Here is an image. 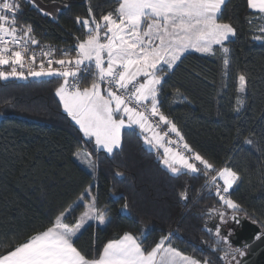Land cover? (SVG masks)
Wrapping results in <instances>:
<instances>
[{
    "label": "trees",
    "instance_id": "16d2710c",
    "mask_svg": "<svg viewBox=\"0 0 264 264\" xmlns=\"http://www.w3.org/2000/svg\"><path fill=\"white\" fill-rule=\"evenodd\" d=\"M40 1L62 6L58 18L20 0L18 24H30L40 44H52L60 53L67 50L70 57L76 55V38L86 36L76 18H88L89 7L99 18L118 6L117 0ZM222 12L223 21L237 31L226 42L227 70L219 53L188 55L166 77L161 110L195 152L216 169L230 167L238 173L230 198L241 205L242 217L264 231V38L253 39L264 37L258 31L264 15L254 13L247 0H228ZM241 74L247 88L237 112ZM60 84L57 77L0 81V255L45 230L91 187L110 223L92 224L84 231L78 246L86 253L94 254V249L124 233L138 237L150 250L171 233L173 247L207 264H228L237 256L227 242L233 253L225 258L228 249L220 229L232 213L212 190L203 188L207 176L173 175L162 163V151L148 149L138 129L123 130L121 148L113 155L95 150L63 111L55 95ZM246 139L254 143L248 145ZM81 151L96 163L94 172L77 162L76 153ZM213 209L226 213L224 224ZM83 210L77 209L75 215Z\"/></svg>",
    "mask_w": 264,
    "mask_h": 264
},
{
    "label": "snow or ice",
    "instance_id": "6c2138e0",
    "mask_svg": "<svg viewBox=\"0 0 264 264\" xmlns=\"http://www.w3.org/2000/svg\"><path fill=\"white\" fill-rule=\"evenodd\" d=\"M26 2L35 6L34 0ZM227 3L228 0H117L114 11L99 18L89 7L88 18H76L86 30L83 40L76 38V55L70 57L68 51H63V58H49L45 67L43 60L37 66L36 54L29 47L39 44L32 26L18 24L20 0H0V66L8 67L0 70V80L59 78L61 84L55 95L86 142L94 143L95 150L113 155L121 148L122 131L138 129L146 145L163 150L162 163L173 175L211 173L209 184L236 220L235 213L240 212L241 205L228 194L240 179L238 173L230 167L216 169L184 142L177 125L161 110L159 99L166 77L192 53L213 57L219 53L227 70L230 50L226 42L237 35L233 25L223 21L222 9ZM247 6L264 15V0H247ZM258 31L264 33V28ZM41 55L53 57L54 50L48 48ZM53 64L61 67L54 69ZM17 66L27 68V74L18 71ZM238 81L241 95L236 100L237 112L243 107L247 88L244 75H239ZM162 126H167L166 130L161 131ZM169 133L178 139H172ZM245 143L252 145L254 141L246 139ZM76 157L87 169L95 171L97 165L90 154L82 156L77 152ZM91 193L89 187L76 202L60 211L45 230L0 255V264H207L173 247L171 233L161 237L150 250L143 247L138 237L124 233L102 249H94V254L84 252L78 245L84 231L92 226L90 222L110 223L108 213L97 206ZM181 198L187 199V195L182 193ZM79 208L84 210L76 216ZM127 209L125 203L123 210ZM212 212L226 222L225 212ZM216 236L220 237L218 229ZM234 251L244 255L240 249ZM228 255L225 251V258Z\"/></svg>",
    "mask_w": 264,
    "mask_h": 264
},
{
    "label": "water",
    "instance_id": "95a60500",
    "mask_svg": "<svg viewBox=\"0 0 264 264\" xmlns=\"http://www.w3.org/2000/svg\"><path fill=\"white\" fill-rule=\"evenodd\" d=\"M233 215L228 220L231 224L230 228L234 230L229 237V243L236 249H247L239 264H264V231L259 225L240 214L236 213V220H233L231 218ZM225 228V226L221 227V234L223 230L226 231Z\"/></svg>",
    "mask_w": 264,
    "mask_h": 264
},
{
    "label": "built area",
    "instance_id": "2783aa9c",
    "mask_svg": "<svg viewBox=\"0 0 264 264\" xmlns=\"http://www.w3.org/2000/svg\"><path fill=\"white\" fill-rule=\"evenodd\" d=\"M30 47V50L31 51H34L35 52V54H36V63H37V66H38V64L40 63V61L41 60H43L44 62H45V67H47L48 65H47V59H49V58H53V59H59V58H63L62 57V52L63 51H67V50H63L61 53H60V51L58 50V48L56 47V46H54V45H52V44H37V45H30L29 46ZM48 48H51V49H53L54 50V56L53 57H44V56H42L41 55V53H42V51H45V50H47ZM69 52V51H68ZM26 56L28 55V54H25ZM28 63V61L26 60V64ZM52 67L54 68V69H59L61 66L60 65H57V64H53L52 65ZM0 70H8V67L7 66H0ZM17 70L18 71H25V73L27 74V68H25V69H20L19 68V66H17ZM50 78H53V77H50ZM32 79H35V80H39V79H49V78H33V77H31V76H29L27 79H18V78H14V77H12V78H9V80H16V81H26V80H32ZM0 81H4V80H0ZM166 128H167V126H162L161 127V131H164V130H166ZM169 136L172 138V139H178L177 137H175V135L173 134V133H169ZM172 147H179L178 145H172ZM180 150L181 151H183V149L182 148H180ZM202 173V172H201ZM207 182H206V184L204 185V189L205 188H209V189H211L212 190V192H213V194L215 195V190H214V188L212 187V185H210L209 184V178H210V175L209 176H207ZM217 183H220L221 184V186H222V181H220V180H218L217 181ZM232 190V189H231ZM231 190H230V192H231ZM230 192H229V197H230ZM216 196V195H215ZM217 197V196H216ZM218 198V197H217ZM219 199V198H218Z\"/></svg>",
    "mask_w": 264,
    "mask_h": 264
},
{
    "label": "crops",
    "instance_id": "0c3cea01",
    "mask_svg": "<svg viewBox=\"0 0 264 264\" xmlns=\"http://www.w3.org/2000/svg\"><path fill=\"white\" fill-rule=\"evenodd\" d=\"M34 4H35V7H37L41 12H43V13L44 12L51 13V15H49V16H51L54 20H56L58 18L59 12L63 9V7L60 6V5H58V4L46 5V4L42 3L40 0H34ZM146 147L148 149H150V150H153V151H162V153H163V150L162 149L157 150L156 148H153L150 145H146ZM90 223L92 224L94 222H90ZM106 225H107V223L105 225H100V226L101 227H104Z\"/></svg>",
    "mask_w": 264,
    "mask_h": 264
},
{
    "label": "rangeland",
    "instance_id": "374dc122",
    "mask_svg": "<svg viewBox=\"0 0 264 264\" xmlns=\"http://www.w3.org/2000/svg\"><path fill=\"white\" fill-rule=\"evenodd\" d=\"M262 28H264V26L262 27ZM245 94V93H244ZM243 94V95H244ZM64 111V110H63ZM65 114L68 116V114L65 112ZM70 119H71V117L70 116H68ZM72 120V119H71ZM73 121V120H72ZM74 122V121H73ZM75 123V122H74ZM78 126V125H77ZM78 128H79V126H78ZM124 130H126V129H124ZM123 132V131H122ZM174 134V133H173ZM175 135V134H174ZM101 151H103V150H101ZM81 154H82V156L84 155V154H87L85 151H81L80 152ZM76 160H77V162L80 164V165H82L84 168H86L83 164H81L80 163V161L77 159V157H76ZM87 169V168H86ZM87 170H89V169H87ZM89 171H91V170H89ZM92 172V171H91ZM235 187V185L233 186V188ZM93 196V195H92ZM85 199H88L87 197H85ZM231 210V209H230ZM231 213L232 214H234L233 213V211L231 210ZM236 214V213H235ZM237 214H239V213H237ZM227 218H225V220H226ZM224 220V221H225ZM219 223L220 224H224L225 222H220V220H219ZM92 224H95V225H98V224H96V223H92ZM98 226H100V225H98ZM101 227V226H100ZM221 230V229H220ZM223 239H222V241H223V244L226 246V248L228 249V252H229V255L230 254H232L233 252H232V250L230 249V248H228V246H227V239L225 238V237H222ZM234 250V249H233ZM244 252V254H245V251H243ZM242 256L241 255H239V254H237V256L233 259V257L231 258V261L228 263V264H237V262H239V260H240V258H241Z\"/></svg>",
    "mask_w": 264,
    "mask_h": 264
},
{
    "label": "flooded vegetation",
    "instance_id": "af4514ba",
    "mask_svg": "<svg viewBox=\"0 0 264 264\" xmlns=\"http://www.w3.org/2000/svg\"><path fill=\"white\" fill-rule=\"evenodd\" d=\"M223 226L226 227V228H225L226 231L223 230V232H222V236L225 237V238L227 239L228 243H229V237L234 233V230L230 228L231 224L228 223V222H227L226 224H224ZM229 244H230V243H229ZM232 247H233L234 249H236L234 246H232ZM246 250H247L246 248L241 249V251H245V253H246ZM234 252H235V251H234ZM236 253H237V252H236ZM237 254H239V253H237ZM244 255H245V254H244ZM244 255H243V256H244ZM241 258H242V257H241ZM241 258H240V259H241Z\"/></svg>",
    "mask_w": 264,
    "mask_h": 264
}]
</instances>
